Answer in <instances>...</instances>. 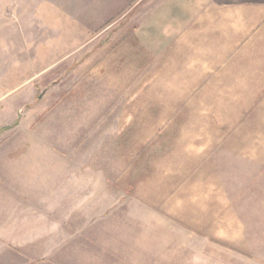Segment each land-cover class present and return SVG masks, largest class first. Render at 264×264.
Returning a JSON list of instances; mask_svg holds the SVG:
<instances>
[{
  "label": "rangeland",
  "instance_id": "obj_1",
  "mask_svg": "<svg viewBox=\"0 0 264 264\" xmlns=\"http://www.w3.org/2000/svg\"><path fill=\"white\" fill-rule=\"evenodd\" d=\"M189 3L0 0V264H264V0Z\"/></svg>",
  "mask_w": 264,
  "mask_h": 264
},
{
  "label": "crops",
  "instance_id": "obj_2",
  "mask_svg": "<svg viewBox=\"0 0 264 264\" xmlns=\"http://www.w3.org/2000/svg\"><path fill=\"white\" fill-rule=\"evenodd\" d=\"M204 1L206 2L207 0H184V2L186 3L190 2L189 3L191 5L189 6V8H191L190 12H196L198 9L197 6H199L201 2L205 3ZM196 3H199V4L197 5Z\"/></svg>",
  "mask_w": 264,
  "mask_h": 264
}]
</instances>
